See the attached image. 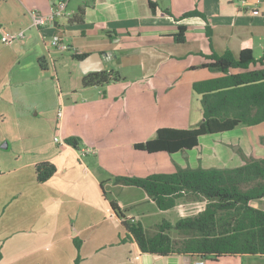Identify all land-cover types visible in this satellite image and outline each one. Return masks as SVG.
<instances>
[{"label": "crops", "instance_id": "obj_1", "mask_svg": "<svg viewBox=\"0 0 264 264\" xmlns=\"http://www.w3.org/2000/svg\"><path fill=\"white\" fill-rule=\"evenodd\" d=\"M51 3L0 0V264H74L77 255V264H264V255L144 253L135 241H121L125 229L111 206L134 220L158 209L143 188L116 182V176L174 172L192 155L204 168L238 166L240 152L264 157V121L211 134L220 135L214 149L212 140L205 141L209 134L172 154L134 147L159 128H193L203 121L192 84L212 78L201 67L209 61L205 55L228 50L238 57L242 46H251L255 58L264 54V0H68L69 16L34 26L30 11L47 14ZM194 8L206 22L200 16L178 19ZM79 10L83 20L70 23ZM179 25L186 27L181 43L173 40ZM20 31L23 37L4 42L5 32ZM54 34L77 63L73 54H103L102 70L117 79L61 90L49 45ZM96 61L92 65H100ZM197 101L192 113L188 107ZM178 119L184 122L174 123ZM72 136L79 148L65 143ZM44 161L56 170L39 182L35 166ZM195 201L202 210L205 201ZM251 204L264 210V196Z\"/></svg>", "mask_w": 264, "mask_h": 264}, {"label": "trees", "instance_id": "obj_2", "mask_svg": "<svg viewBox=\"0 0 264 264\" xmlns=\"http://www.w3.org/2000/svg\"><path fill=\"white\" fill-rule=\"evenodd\" d=\"M149 3L152 5L151 1ZM189 16H200L206 22V16L195 8L183 12L178 19ZM82 20L79 10L69 22L80 23ZM185 31L186 27L179 25L173 40L183 42ZM205 34L210 41L208 24ZM72 56L79 60L86 54ZM205 57L209 61L201 67L215 70L219 75L192 84L194 93L200 96L203 121L193 128H159L153 138L136 143V149L168 154L188 151L198 145L202 135L264 121V54L255 58L251 46H242L238 57L228 50L222 54L212 52ZM42 60L39 59L40 63ZM116 79L117 75L101 70L83 74L81 84L87 87ZM79 141L74 136L65 139V143L74 148H79ZM239 155L242 164L235 167H177L174 172L151 173L144 177L116 176V182L143 188L160 210L173 208L179 198L205 201L204 208L195 215L181 217L174 224L163 220L151 235L146 233L139 220L125 217L111 202L125 229L121 241L131 239L142 252L155 255L180 253L211 259L264 255V210L251 204L252 200L264 196V157L254 158L242 152ZM55 170L50 162L36 164L37 181L47 180ZM172 229L177 238L169 235ZM75 247L77 250L80 247L77 239ZM79 260L77 255L74 264Z\"/></svg>", "mask_w": 264, "mask_h": 264}, {"label": "rangeland", "instance_id": "obj_3", "mask_svg": "<svg viewBox=\"0 0 264 264\" xmlns=\"http://www.w3.org/2000/svg\"><path fill=\"white\" fill-rule=\"evenodd\" d=\"M189 17H192V16H189ZM51 51H52V57H54V67L57 73V75L54 77L59 81L60 89L61 90H65V89L72 90V89L78 88L81 82L80 76H82L80 75L82 73L80 71L81 69L79 67V63H77V61L70 58V54L68 53V51L55 52L54 48H51ZM206 74H211V77H215L219 73L215 70L207 69ZM182 96L184 97V95ZM182 96L180 97V99L182 98ZM65 98H70L69 93L68 95H65ZM199 106H200V102L197 101L193 104V106L188 107V108H190L192 113H196L197 109H199ZM180 115H181V106H180ZM174 117L176 119L177 115L175 114ZM183 122H181L180 119H178V122H174V123H179L178 125H181L180 123H183ZM0 124H2V121H0ZM2 126L3 128H6L8 126V123L3 122ZM226 134L228 133H224V134L222 133L221 136H225ZM217 136H220V135H211V134L206 135L207 139H205V141L207 143H209V141L212 140V142L209 144L210 149L216 148L217 143L219 142L217 140V138L219 137ZM234 147L235 145L233 146V148ZM196 156L192 155L190 158H187V157L184 158V162H186L188 165L186 167H196V166H200L201 164H203L201 160L198 159ZM164 163L167 165L166 162ZM159 164H160V161L157 163V165ZM107 195L111 196L109 192L107 193ZM118 195L120 197H123L121 194H118ZM136 195L137 194L133 196L129 194L128 196L136 197ZM144 205L145 203H142V204H138L137 206L144 207ZM201 207H202V204L198 201L191 202V199L189 198H186V197L179 198V200L177 201L176 205L173 208L168 209V210L159 209L160 211L158 209H154L156 213L147 214L146 217L138 218V220H140V222L142 223L146 233L151 235L157 231V225L160 224L163 220H167L171 222L172 224H174L175 221H177L181 217L195 215L199 211V208L201 209ZM146 208H148V206ZM168 233L170 236L174 238L178 237L174 229L170 230Z\"/></svg>", "mask_w": 264, "mask_h": 264}, {"label": "built area", "instance_id": "obj_4", "mask_svg": "<svg viewBox=\"0 0 264 264\" xmlns=\"http://www.w3.org/2000/svg\"><path fill=\"white\" fill-rule=\"evenodd\" d=\"M68 0H52L50 12L47 14H40L35 10L30 11V15L32 18V24L36 27L39 26H47L52 23L57 17L60 16H69V13L66 12ZM244 2V1H242ZM254 14H258L259 11L257 9L253 10ZM23 37V31L17 32L15 34L5 32L4 33V42L12 44L16 39ZM49 45L55 49V52H62L68 49V45L64 42L59 35H52ZM55 141L61 142L60 138L55 137ZM89 151L85 149L84 152ZM198 264V263H194Z\"/></svg>", "mask_w": 264, "mask_h": 264}, {"label": "water", "instance_id": "obj_5", "mask_svg": "<svg viewBox=\"0 0 264 264\" xmlns=\"http://www.w3.org/2000/svg\"><path fill=\"white\" fill-rule=\"evenodd\" d=\"M96 61L97 63L95 64H100V65H92V61ZM104 55L101 53H91L84 58L79 60V67L82 71L83 74L88 73V72H98L103 69V63H104Z\"/></svg>", "mask_w": 264, "mask_h": 264}]
</instances>
